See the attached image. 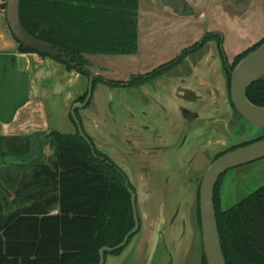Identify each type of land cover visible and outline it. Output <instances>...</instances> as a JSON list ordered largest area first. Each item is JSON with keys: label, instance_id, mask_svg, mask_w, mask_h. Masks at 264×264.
I'll list each match as a JSON object with an SVG mask.
<instances>
[{"label": "trees", "instance_id": "trees-1", "mask_svg": "<svg viewBox=\"0 0 264 264\" xmlns=\"http://www.w3.org/2000/svg\"><path fill=\"white\" fill-rule=\"evenodd\" d=\"M138 4L139 0H22L21 19L31 34L74 57L130 54L137 51ZM1 9L6 10L5 0ZM127 19L133 23L122 22ZM263 42L264 38L239 54L237 62ZM19 43L22 52H38ZM247 96L264 106V77ZM34 139L0 138V167L14 169L8 175V192L0 189V264H97L100 248L119 244L135 224L123 179L116 174L113 181L112 172L97 164L79 134L52 130L44 139L55 149L50 163L39 160L43 147L35 152ZM214 201L227 263L264 264V185L228 208H222L216 196ZM203 262L207 264L205 254Z\"/></svg>", "mask_w": 264, "mask_h": 264}, {"label": "crops", "instance_id": "crops-1", "mask_svg": "<svg viewBox=\"0 0 264 264\" xmlns=\"http://www.w3.org/2000/svg\"><path fill=\"white\" fill-rule=\"evenodd\" d=\"M185 1L191 14L180 15L163 0H139V53L110 56L107 65L119 72V76L145 72L176 58L208 33L221 35L224 52L233 58L264 38V10L261 9L264 0H235L234 8H228L219 0ZM259 3L262 4L259 12L262 20L249 27L247 24H253L249 19L259 11ZM5 11L0 10V138L36 137L37 133H45L48 129L76 133L70 109L84 92V77L54 59L22 52L9 28ZM220 49L218 41H209L207 57L198 65L203 73L200 82L210 84L212 89L224 82L219 76L220 63L209 62L210 57L219 55ZM57 83L63 86L60 94L55 93ZM222 85L220 92H223ZM105 93V89L100 88L95 103L80 111L84 116V130L98 138L106 119ZM114 105L118 108V97ZM168 108L172 116L178 117L175 105L170 104ZM128 113L126 109L120 113L121 123L134 129L136 121ZM182 123L178 117L177 124L181 126ZM129 132L125 129L121 136L128 137ZM13 170L11 168L10 173L14 174ZM9 190L14 199L12 188ZM52 213H58V208ZM135 246L134 240L119 254L106 256L105 264H140L145 257L144 249L136 251ZM187 253V247L179 244L175 264H185ZM163 257L158 264H165Z\"/></svg>", "mask_w": 264, "mask_h": 264}, {"label": "flooded vegetation", "instance_id": "flooded-vegetation-1", "mask_svg": "<svg viewBox=\"0 0 264 264\" xmlns=\"http://www.w3.org/2000/svg\"><path fill=\"white\" fill-rule=\"evenodd\" d=\"M129 20H131L130 23L126 22ZM122 22L132 24L133 20L127 19L122 20ZM137 24L139 33V12L137 13ZM213 39L218 41L221 49L218 56L209 58V62L218 61L220 63L219 76L224 79L223 85L219 84L217 87L215 85V89H212L213 87L208 83L202 84L200 82L203 73L201 68L198 67L207 57V44ZM221 41V35L208 33L198 43L184 49L176 58L163 62L145 72L130 73L124 76H119V72L107 65V60H109L110 56L138 54L140 50L139 34L137 51L130 54L84 53L74 57L63 51L62 48L55 47L54 44L56 51L54 55L50 53H34L41 58L54 59L66 67L69 64L71 67H67L69 70H74L84 77V92L74 101V103L84 102L88 95L91 94L88 104L83 109L90 108L95 103L96 95L100 88L103 87L105 89L107 108L105 109L106 119L101 137L98 138L85 131L91 140L94 151L91 145L86 142L89 145L92 156L98 160L97 164L106 167L108 172H112L110 177L116 174L119 175L128 190L126 183L128 182L132 188L133 183L122 165H126L135 159L136 162L134 161L135 163L133 165L129 164V166L134 168L140 164L146 166L147 161L141 162V158L148 157L151 162L157 163L158 167L165 171V169H169L172 162V158L169 155L172 153L168 154V152H171L170 149L173 143L177 142L176 148L180 150L181 157L184 160V164H180L183 170L189 166L192 169L195 164L199 163L205 153L209 155L210 159L207 166L208 169L211 163L221 155L264 139V132L253 139L242 137L241 125L245 124L244 122H247V124L251 122L237 111L231 96V73L239 61L250 52L237 62L236 57L238 55L233 58L228 57L222 49ZM42 54L49 56L43 57ZM56 58H61L62 61H58ZM92 78L93 80L91 81ZM220 85H222L223 92H220ZM90 86H92L91 91ZM117 97L118 108L114 105ZM170 104L175 105V108H177V115L183 122L181 126L177 124L178 117L169 113L168 107ZM125 109L129 112V117L136 121L134 129L133 127L123 126L121 123L120 113ZM81 110L77 109L76 113L82 120L80 116ZM213 127L220 135L216 138H209L204 142V132ZM167 128H169L168 133H166ZM125 129L130 132L129 136L124 138L121 134ZM70 134L79 133L76 131V133ZM189 140L190 147L188 144ZM200 141L202 142L200 143ZM142 152L147 155L142 154ZM167 157L170 158L167 159ZM154 159L159 162L154 161ZM205 172L202 173L200 186ZM225 173L219 177L215 187V196L220 199V202V187ZM161 179V181H168L171 178L164 177ZM199 179V176L194 177L193 175L188 178L190 182L194 180L197 182ZM113 181L116 182V179Z\"/></svg>", "mask_w": 264, "mask_h": 264}, {"label": "water", "instance_id": "water-1", "mask_svg": "<svg viewBox=\"0 0 264 264\" xmlns=\"http://www.w3.org/2000/svg\"><path fill=\"white\" fill-rule=\"evenodd\" d=\"M163 1L180 15L191 14L185 0ZM21 2L22 0H5V13L11 32L15 38L25 46L30 47L39 53H50L51 55H54L56 51L52 43L39 38L37 35L31 34L24 26L21 19ZM219 2L226 5L228 8H234L235 0H219ZM126 22L130 23L131 20ZM263 75L264 43L241 59L231 73V96L233 104L235 105L237 111L247 120L262 128H264V106L252 103L247 96V90ZM92 80L93 78L91 81ZM62 88V84L57 83L55 93L60 94ZM91 88L92 86H90V91ZM90 95L91 94L88 95L84 102L74 103L71 106L70 115L77 127V132L91 145V148L94 151L91 140L86 135L83 127L84 116L80 114L82 117L81 120L76 113L77 109L85 108L88 104ZM52 130L53 129H48L45 133H37L33 141L35 152L38 151L41 142L52 132ZM176 146L177 142L173 143L170 149L171 152H168V154L172 153L169 154L172 161H179L175 166L172 165L171 162L169 169L172 170L167 168L164 171V169L158 167L157 163L155 164L151 162L148 157L141 158V162L147 161L146 166H143V164L137 165L135 168L133 166H129V164L133 165V163L136 162L135 159L131 160L126 165H122L123 169L130 176L133 183V188L129 186L128 182L126 185L128 186V190L131 194V204L135 224L119 244L115 246L105 245L100 248L99 262L97 264H105L107 253L113 254L122 248L125 249L134 240L136 241V251L144 249L145 257L140 264H158L159 258L163 256L165 264L176 263V259L178 257L177 248L179 244H182L183 246L182 235L185 227V225H182V231L178 232L179 228L176 225L177 217L179 216L178 212L174 213L172 217L169 218L170 226H172L170 237L165 238L163 235L168 214L170 212V210H168V199L170 198L169 187L177 180V176H179L178 173L183 170L181 166L183 165V163H181L183 162L181 157L182 155L180 150H177ZM142 154L147 155L145 152H142ZM262 158H264V139L221 155L211 163L205 172L200 186L199 203L202 242L207 264H228L223 251L214 201L215 187L219 177L232 168L245 165ZM154 161L159 162L157 159H154ZM164 177H170L171 179L168 181H161V178ZM152 186L161 187L158 189V192H155L156 190L153 189ZM132 235L134 236L130 240ZM164 238L165 240H163ZM176 239H178L177 242L175 241Z\"/></svg>", "mask_w": 264, "mask_h": 264}, {"label": "rangeland", "instance_id": "rangeland-1", "mask_svg": "<svg viewBox=\"0 0 264 264\" xmlns=\"http://www.w3.org/2000/svg\"><path fill=\"white\" fill-rule=\"evenodd\" d=\"M3 0H0L2 2ZM261 3H264L262 1ZM260 4V3H259ZM262 4L258 5L259 11L254 12L252 17L249 19V22L253 24H247L249 27H252L256 24H259L262 20L259 12ZM264 6V5H263ZM231 22V20H229ZM222 48L224 50V45L222 43ZM245 124L241 125L242 137L244 138H256L260 134L264 132V128L255 125L254 123L244 122ZM220 133L215 131V127L212 129H208V131L204 132L203 141L205 142L209 138H216ZM1 142V140H0ZM45 140L41 142L42 145L39 147H43L40 155L41 162L50 163L54 159V146L51 144H45ZM202 141H200L201 143ZM189 147L190 140L188 142ZM187 144V146H188ZM44 145V146H43ZM186 146V148H187ZM186 151V150H185ZM6 161L8 162V156H4ZM170 157H167L169 159ZM15 160L14 158L11 159ZM209 155L207 153L203 154L199 163L195 164L192 169L189 167L182 172H179V176H177V180L174 181L173 185L170 186L169 190V206L168 210H170L168 214L167 223L164 229V237H170L171 227L169 218L172 217L174 213H179L177 217L176 225L178 232L182 231V225L184 227V233L182 235L183 247H187L188 253L186 256L185 264H204L203 262V242H202V231H201V217H200V195L199 188L202 173L205 172L207 166L209 164ZM172 161V165H176L177 162ZM184 164L183 162H181ZM186 165V164H185ZM10 165H4L0 167V189H5L8 192V175L10 174ZM9 173V174H8ZM199 174V175H198ZM199 176L200 179L196 182L195 180L190 182L188 180L189 177ZM201 175V176H200ZM13 178V177H12ZM264 185V158L259 159L258 161L248 163L239 167H236L230 171H227L224 176L223 183L220 187V198H221V207L228 208L229 206L235 204L240 199L249 195L250 193L257 190L259 187ZM161 186H152L155 189V192H158ZM169 222V223H168ZM165 238L163 240H165ZM178 238V237H176ZM176 242L178 239L175 240ZM111 254H108L109 256Z\"/></svg>", "mask_w": 264, "mask_h": 264}]
</instances>
